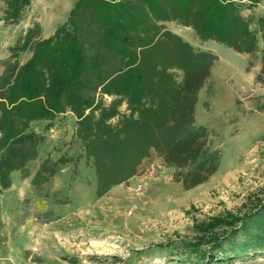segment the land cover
Instances as JSON below:
<instances>
[{
  "label": "trees",
  "instance_id": "16d2710c",
  "mask_svg": "<svg viewBox=\"0 0 264 264\" xmlns=\"http://www.w3.org/2000/svg\"><path fill=\"white\" fill-rule=\"evenodd\" d=\"M260 3L74 0L51 36L41 38L38 26L27 29L0 75V190H8L11 175L25 174L38 158L45 136L34 123L45 121L44 130L51 131L66 113L75 119L81 154L56 160L49 154L32 186L48 183L70 164L75 171L84 160L101 198L132 180L153 155L184 189L206 183L219 169L221 152L208 128L195 123V106L216 57L195 51L163 24L175 22L199 40L239 54H258L255 80L263 83L264 14L255 13ZM30 5L31 0H5L0 22L18 25ZM193 231L192 238L176 240L179 264L263 259L264 196H249L237 213L195 221Z\"/></svg>",
  "mask_w": 264,
  "mask_h": 264
},
{
  "label": "rangeland",
  "instance_id": "374dc122",
  "mask_svg": "<svg viewBox=\"0 0 264 264\" xmlns=\"http://www.w3.org/2000/svg\"><path fill=\"white\" fill-rule=\"evenodd\" d=\"M73 2L31 0L18 25L0 22V71L27 29L38 26L40 35L51 36ZM255 13L264 14V0ZM163 26L195 51L216 57L195 106V123L208 128L221 152L216 174L201 190H186L153 155L157 162L151 175L143 171L138 180L98 198L94 171L82 160L75 171L70 164L34 187L31 180L49 154L54 160L81 154L75 120L59 117L52 131L44 130L45 121L34 123L33 129L45 136L38 158L27 164L25 174L11 175L8 190H0V264H179L176 240L192 238L195 221L237 213L249 196H264V82L255 80L259 55L203 42L175 22ZM232 264H264V258Z\"/></svg>",
  "mask_w": 264,
  "mask_h": 264
},
{
  "label": "crops",
  "instance_id": "0c3cea01",
  "mask_svg": "<svg viewBox=\"0 0 264 264\" xmlns=\"http://www.w3.org/2000/svg\"><path fill=\"white\" fill-rule=\"evenodd\" d=\"M40 37H41V38H47V37L44 36V35H40ZM27 56L30 57V55H26V57H27ZM24 57H25V56H24ZM23 62H25V60H24ZM2 72H3V69L0 71V75L2 74ZM63 117H70V119L75 120V119L73 118V116H72L71 113H66L65 115L60 116V118H63ZM57 119H59V118H57ZM51 131H52V130H51ZM155 158H156L155 156H151V158H149V160H147L143 165H141V167L138 169V173H137V175L134 177V179H137V180H138L140 174H141L143 171L148 170V168H147L148 165H150V164L155 165L156 162H157V161L155 160ZM204 184H205V183H204ZM204 184L197 186L198 188L195 187V188L198 189L197 191L201 190L202 187H205V186H203ZM153 185H154V184H153ZM193 189H194V188H193ZM189 190H191V189H189Z\"/></svg>",
  "mask_w": 264,
  "mask_h": 264
},
{
  "label": "built area",
  "instance_id": "2783aa9c",
  "mask_svg": "<svg viewBox=\"0 0 264 264\" xmlns=\"http://www.w3.org/2000/svg\"><path fill=\"white\" fill-rule=\"evenodd\" d=\"M147 168H148V174L149 175H151L155 171V165H153V164L148 165ZM137 188L139 189L140 185H138Z\"/></svg>",
  "mask_w": 264,
  "mask_h": 264
}]
</instances>
